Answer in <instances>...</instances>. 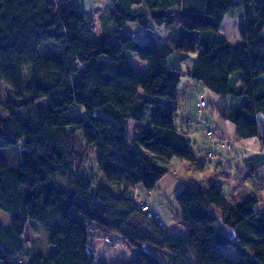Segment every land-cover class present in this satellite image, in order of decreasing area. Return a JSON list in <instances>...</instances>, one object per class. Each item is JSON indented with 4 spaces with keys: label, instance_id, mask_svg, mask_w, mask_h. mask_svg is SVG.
I'll list each match as a JSON object with an SVG mask.
<instances>
[{
    "label": "trees",
    "instance_id": "16d2710c",
    "mask_svg": "<svg viewBox=\"0 0 264 264\" xmlns=\"http://www.w3.org/2000/svg\"><path fill=\"white\" fill-rule=\"evenodd\" d=\"M107 7L100 20L112 23L113 39L94 35L93 17L72 0H0V84L9 93L0 92V209L12 217L0 224V264H126L98 259L89 249L92 230L136 248L132 264H264L261 194L227 198L214 173L185 184L175 201L186 232L172 235L134 193L138 184L152 191L168 173L159 158L207 167L175 124L182 70L162 62L175 51L200 52L188 76L217 95L214 108L238 141L256 138L264 150V0H112ZM235 11L237 44L218 34ZM130 25L144 37L137 40ZM132 53L146 69L135 70ZM73 105L85 116L69 115ZM89 147L98 178L86 170ZM211 151L209 159L220 158ZM244 164L250 175L264 166V153ZM29 220L46 233L50 252L26 240Z\"/></svg>",
    "mask_w": 264,
    "mask_h": 264
},
{
    "label": "rangeland",
    "instance_id": "374dc122",
    "mask_svg": "<svg viewBox=\"0 0 264 264\" xmlns=\"http://www.w3.org/2000/svg\"><path fill=\"white\" fill-rule=\"evenodd\" d=\"M75 4L80 5L81 9L86 11L93 17V24L91 28L94 35L101 34L107 39H113L110 35V30L113 28L112 23L109 19L100 20V16H105L107 13L108 5L112 0H72ZM240 16L236 14H227L223 18L220 25L218 34L224 35L227 39L237 44L240 42V36L238 31V23ZM104 21V22H103ZM135 26L130 25L127 30H134ZM103 30V31H102ZM161 32V30H159ZM143 36L139 35L137 40ZM143 40V39H142ZM200 52H174L169 56L162 59V62L176 67L182 70L181 79L177 88L178 94L181 98V103L176 114L175 124L180 128L181 133H187L191 139L192 148L194 155L200 161L206 162L207 167L199 170L189 162H182L180 159L174 157L169 160L159 158L158 163L168 168V173L165 174L159 182L156 184L152 191H147L141 184H138L134 188V193L137 197L138 202L146 203L152 214H159L161 216L162 223L170 228L172 225L177 227V223L181 220V211L175 201V195L180 191L185 184L198 183L199 180L205 179L208 176H214L216 167L213 162L218 160V157L209 159L207 152L215 150L216 144L210 142L206 132L209 129H213L218 137L221 136L226 143H231L229 153L232 154L235 148L234 137L235 127L233 123L228 120L222 119L214 108V103L217 100V95L207 89L201 81H197L188 76L187 70L193 61L198 57ZM129 61L133 65L136 71H143L145 69L146 62L140 60L136 54L132 53L129 56ZM4 83L0 84V92L5 99H9L8 87L4 86ZM200 100H204L206 105L199 107L197 103ZM69 115H81L85 116V111L82 106L73 105L69 111ZM189 119V120H188ZM188 127H183L187 125ZM223 125L224 127L222 128ZM188 128V129H187ZM184 129V132H183ZM187 129V130H186ZM218 131V132H217ZM219 132L222 134H219ZM133 135H136L133 121L129 124V140L132 139ZM222 145V144H221ZM225 148V147H223ZM87 157L85 166L87 172L98 178L99 171L95 164L94 151L89 147L87 150ZM217 152V150H215ZM218 153V152H217ZM226 158L228 155L225 156ZM226 163H229L227 161ZM214 173V174H212ZM217 174V173H216ZM97 181V180H96ZM200 183V182H199ZM194 184V183H193ZM11 215L0 209V224L3 227H8L11 223ZM94 226V224H92ZM93 235L89 239V249L94 252L98 259H103V255L114 260H124L126 264H132L135 258L136 248L134 247H110L104 243L102 237H97V231L92 230ZM24 236L35 242L36 248L43 252L51 251L52 246L46 243V233H44L40 224L35 220H29L26 227ZM97 243V247H93V242ZM148 251L154 255L157 259H160L157 253L151 248L147 247ZM226 252L235 255L232 249L225 247ZM47 252V253H49ZM27 258L24 257L22 261L27 262Z\"/></svg>",
    "mask_w": 264,
    "mask_h": 264
},
{
    "label": "crops",
    "instance_id": "0c3cea01",
    "mask_svg": "<svg viewBox=\"0 0 264 264\" xmlns=\"http://www.w3.org/2000/svg\"><path fill=\"white\" fill-rule=\"evenodd\" d=\"M135 28L136 29H134L133 31L136 33L137 36L139 35L141 36L142 33L140 29H138L136 26ZM160 30H161L160 34H164L165 32L164 29L161 28ZM146 67L147 66L145 65V69ZM186 124L187 125H183V127L185 128L188 127V123ZM221 126L222 128L224 127L223 125ZM219 134L221 133L219 132ZM234 144H235V148L233 149L234 151H232V154L229 153V150H224L226 148H223V146L217 145V147L215 148V150H217L218 152L217 154L218 155L220 154L219 155L220 158L213 163L215 164L214 166L216 167L215 172L217 174L216 173L215 174L218 176L215 178H218L219 180H221V182H223L224 184L223 190L225 196L227 198L238 201L245 198L250 192H257L261 194L262 197H264V166H262L260 169L258 168L257 171L251 173L250 175H246L248 174V167H246V165L244 164L245 159L247 157L261 152L264 153V150L260 148L259 142L256 138L238 141L234 137ZM226 155H228L227 158L225 157ZM227 161H229L230 164L226 163ZM257 161L253 159L252 162L250 163L251 166L249 165L250 168H253L254 166L252 165V163L255 164V162ZM182 162L184 161L182 160ZM205 179L199 180L200 183L198 182V184H204ZM154 215L162 223L161 216L159 214H154ZM177 224H178L177 225L178 228H176V226L174 225L168 228L162 223V225L169 234L177 235V234L185 233L186 229L181 224V222L179 221ZM93 247L94 248L97 247V243H95V240L93 242ZM103 256L104 257L102 258L108 263H112V262L116 263L119 261L109 258L106 255Z\"/></svg>",
    "mask_w": 264,
    "mask_h": 264
},
{
    "label": "built area",
    "instance_id": "2783aa9c",
    "mask_svg": "<svg viewBox=\"0 0 264 264\" xmlns=\"http://www.w3.org/2000/svg\"><path fill=\"white\" fill-rule=\"evenodd\" d=\"M197 105L199 106V107H203V106H205L206 105V103H205V101L204 100H200L198 103H197ZM206 135H207V137L209 138V140L210 141H212V142H217L218 144H222V140H221V138L220 137H218L217 136V134L215 133V131L213 130V129H209L207 132H206ZM222 145H224V143L222 144ZM227 145V144H226ZM228 146V145H227ZM208 156L209 157H212L213 156V152L212 151H209L208 152ZM141 208L143 209V210H147V206L145 205V204H142L141 205ZM104 242L105 243H107V244H111L113 247H119V246H121V242H120V240H118L117 238L116 239H110V238H105L104 239Z\"/></svg>",
    "mask_w": 264,
    "mask_h": 264
}]
</instances>
